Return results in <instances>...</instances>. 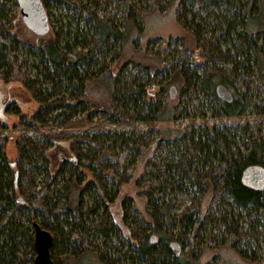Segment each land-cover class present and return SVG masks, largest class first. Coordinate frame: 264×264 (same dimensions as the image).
<instances>
[{"label":"trees","instance_id":"trees-1","mask_svg":"<svg viewBox=\"0 0 264 264\" xmlns=\"http://www.w3.org/2000/svg\"><path fill=\"white\" fill-rule=\"evenodd\" d=\"M41 3L45 12L60 11L61 24L54 40L32 48L12 30L7 6L17 0H0V85L19 84L37 104L28 117L15 102L6 112L18 117V130L38 134L18 136L13 160L0 135V264H32L33 223L52 236L53 264L69 257L74 264H201L193 246L182 255L187 237H197L199 249H215L207 238L215 237L213 231L240 258L264 264V191L241 182L246 167L264 168V133L230 122L248 110L264 115L256 103L264 102V0L244 6L239 0H140L135 7L129 0ZM167 3L202 63L191 61L192 50L177 40L152 47L155 38L147 36L143 18ZM211 6L232 11L220 27L200 22L202 8ZM107 7L109 13L97 14ZM169 84L173 99L164 93ZM218 85L230 92V102L216 95ZM151 88L158 90L154 97ZM201 100L221 125L189 126L151 146V125L192 121V105ZM4 122L0 117V134ZM131 123L148 130L138 136L100 131L105 124ZM163 142L170 147L158 155ZM145 148L152 149L150 163L135 181L145 216L132 214L128 198L119 203L118 223L107 205L134 174L128 157ZM187 195L191 202L181 209ZM172 242L180 247L177 256ZM61 246L69 257H59Z\"/></svg>","mask_w":264,"mask_h":264},{"label":"rangeland","instance_id":"rangeland-1","mask_svg":"<svg viewBox=\"0 0 264 264\" xmlns=\"http://www.w3.org/2000/svg\"><path fill=\"white\" fill-rule=\"evenodd\" d=\"M41 1V0H40ZM75 2L81 1L82 3H85L87 0H74ZM102 1V0H97ZM140 0H129V3L132 7H135L137 4H139ZM168 2L169 0H164ZM241 5H247L248 0H239ZM170 5V4H169ZM264 8V4H263ZM7 9L9 11V17H10V23L12 26V30L16 35V38L21 41L24 46L26 47H32L37 48L40 46H44L46 43L50 42L51 40H54L55 38V32L59 31V26L61 22L60 20H56L59 18L60 11H49L45 12L47 17V25H48V31L47 33L37 35L33 33L31 30H29L24 22L22 21L21 15H20V7L17 3L16 6L14 5H8ZM110 9L109 7L103 9H99L97 14L102 16L105 13H109ZM209 11H213V15L210 17V19H207L208 16H210ZM64 13V11H61ZM232 11H229V9L225 8H218L216 6H211L206 10V8H202L200 12V16L203 18L200 22L203 25H207L210 23V21H213V25L216 27H220L222 20L224 18H228ZM121 12H118L117 18L118 20L122 19ZM107 15V14H106ZM143 25L145 26L147 36L150 38H155V41H153V48L156 50L160 45H163L165 41L169 40H177L178 46H188L189 49L192 50L190 60L195 63H202L203 59L201 58L200 51H196L194 49V44L192 42V39L188 34L185 33L184 30H182L178 24L175 21V18L173 16V13L171 12V9H169L168 3L165 8V10L161 11V13H147L146 16L143 18ZM243 28V25L238 23L236 25V31H240ZM233 36V34H231ZM223 40V46L226 47ZM194 50V51H193ZM111 58V53L109 54V57ZM169 86L165 89L164 93H169ZM156 89L159 90L157 87ZM154 89H150L149 91H153ZM157 90V91H158ZM157 91L151 92L149 97H154ZM149 92V93H150ZM163 93V94H164ZM154 95V96H153ZM263 98L257 99V104L259 106H264V102L262 101ZM13 102L17 103L20 107L21 113L23 115H26L27 117L32 115V113L36 110L37 104L32 100L30 95L24 91V89L19 86V84H4L0 85V117L4 118L5 120V126L6 128L2 131L0 134L2 138L6 139V147H5V154L7 159L13 160L16 157V149H15V141L18 138V136L26 132V134L30 137H34L37 134L36 131L32 129H28L26 131L24 130H18L15 125H17L19 119L17 116H10L6 112L8 106L10 107ZM174 104H177V100ZM192 110L194 112L195 118L194 120H188V119H179L175 122H166V123H156L151 125L150 127L156 129V132L152 135L150 144L151 146H157L156 144L160 141V138L163 137L165 140L173 139L176 136H178L180 131H183V129L193 126L195 128L203 127V126H219L221 123L218 119L214 118L208 108L206 106L205 101L201 100V103L199 106L192 105ZM9 116V118H6ZM228 119H222V123H226ZM230 122L232 123H239L244 124L248 123L250 126V129L253 130V132H256L257 130H260L261 133H264V115L258 116L253 111L248 110L247 113L241 118V119H231ZM56 132L60 131L57 128H54ZM146 130H148V125H145L143 123H131L126 125H115V124H105L100 127V131L106 132V133H112L114 131L118 132L119 134H125L126 136H138L144 133ZM69 141H65L62 146L65 149H68ZM170 147V144L167 142H163L160 146V151L158 155H163L166 150ZM152 153V149L145 148L142 150L135 149L132 151L130 156L128 157V162L130 163V166L134 169V174L132 178L129 180L127 184L121 187V190L118 194V198L113 201V203L107 205L109 208V213L112 214L113 218L116 222L120 223V211H119V203L121 200H126L128 198H132L133 200L130 201L129 208L132 211L133 215H136L137 218H143L145 216L146 207L142 203V192L137 188L135 185V181L140 178L143 174L144 166L149 165L150 163V156ZM90 179V176H88ZM145 179L150 181L152 178L149 176H146ZM191 196L187 195L184 199V205L181 206V209L185 206L189 205L191 202ZM181 209L178 211L180 212ZM105 214H108V212H105ZM31 231L33 232V227L30 226ZM66 230V228H65ZM213 235L215 237H212L211 235H208L207 238L210 237L211 241L215 242V249H209V248H198L195 246V241L197 237H187L188 243L183 249V256L187 255L190 252L191 246L194 247L193 250V256L198 257V260L201 264H256L249 260L240 258V256L229 246H222L220 241V236L217 234V231H213ZM226 240V238H225ZM97 243H99V240H97ZM204 243V240H201V246ZM264 248V244H262ZM57 254L61 259L64 257H69V250L66 249L64 246L57 248ZM61 264H74L73 258L69 257L66 259L64 263Z\"/></svg>","mask_w":264,"mask_h":264},{"label":"water","instance_id":"water-1","mask_svg":"<svg viewBox=\"0 0 264 264\" xmlns=\"http://www.w3.org/2000/svg\"><path fill=\"white\" fill-rule=\"evenodd\" d=\"M20 7V14L25 26L33 33L41 35L47 33V17L40 0H17ZM216 95L225 102H230L232 96L223 86L215 88ZM175 87L169 88V97H175ZM16 175V172H15ZM241 182L244 187L255 192L264 191V168L258 165H251L242 171ZM33 250L35 257L32 264H53L50 258V248L52 245L51 234L41 228L37 223H33ZM155 241V238H152ZM170 250L174 256L180 252V247L176 242L170 244Z\"/></svg>","mask_w":264,"mask_h":264},{"label":"flooded vegetation","instance_id":"flooded-vegetation-1","mask_svg":"<svg viewBox=\"0 0 264 264\" xmlns=\"http://www.w3.org/2000/svg\"><path fill=\"white\" fill-rule=\"evenodd\" d=\"M21 15V14H20ZM30 30V29H29Z\"/></svg>","mask_w":264,"mask_h":264}]
</instances>
